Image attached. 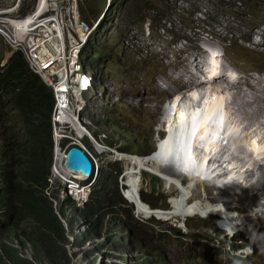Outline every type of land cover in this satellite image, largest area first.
I'll use <instances>...</instances> for the list:
<instances>
[{"label": "clouds", "instance_id": "clouds-1", "mask_svg": "<svg viewBox=\"0 0 264 264\" xmlns=\"http://www.w3.org/2000/svg\"><path fill=\"white\" fill-rule=\"evenodd\" d=\"M3 1L8 4L0 5V14L2 15L5 11L9 16L15 15L20 18L29 15L27 10L31 5L32 12H37L44 5L43 3L46 2V0H33V3H30L27 8L22 9L19 0ZM93 1L99 8L104 7L103 15L109 12L113 4H121L118 0ZM15 3H17V7L11 10ZM99 14L97 15L99 16ZM97 15L92 22L88 23L85 21L91 26V33L79 54V61L82 62L84 73L83 77L79 79L75 90L78 104L70 102L66 96V88L61 82L55 84L54 87L49 85L37 72L31 69L27 59L19 49L11 51V55L17 50L22 53L31 71L36 73L42 82L50 88L53 97L50 113L53 142L50 170L46 174V182L35 184L33 191L50 207V213L55 222V229L49 230L43 226L41 209H30L27 213L19 215L23 211L21 201L23 190L18 188L14 190L12 187L14 182L9 179V170L13 160L9 140H15L20 128H12L0 121V264H60L62 262L65 264H93L96 262L91 260L94 253L98 260L97 264H153V260L148 257L149 250L139 243H133L132 236L138 234V226L135 223H140L137 220L142 221V219H148L152 216L164 221L171 219L162 218L163 215H146L143 211L139 212L137 205L126 197V191L130 188L127 183L128 177L124 178L128 162L125 163L122 160V156H117L115 151H120L123 154L132 153L131 148L120 145V143H123H119L120 140L118 141L112 136V127L114 125H111V113L114 107H111V105L114 102L116 103L114 101L115 96L112 95L114 88L112 87L113 85L107 83L110 82L108 73L102 75L100 70L93 67L90 63L92 57L95 61L99 59L100 65L106 71V66L103 64V55L93 49L92 46L93 34L102 31L104 28L103 19L98 18ZM9 18L12 19V17ZM221 50L222 52L220 51V53H210L213 56L219 54L226 59V50ZM205 85L207 86V91L214 96L213 90H209L211 87L210 81H206ZM99 87L104 90L101 96L97 90ZM192 91L196 92L197 90L192 89ZM92 92L94 93L93 96ZM175 97L176 95L167 94L160 99L163 110L161 116H163V113H171V104L168 101ZM222 98L218 99V103L215 102L212 105H209L206 99H201L191 104L194 107L190 109L198 110L199 113L195 123L189 129V134L186 136L184 143L186 152L184 154L174 157L175 149L173 145H170L169 138L164 136L168 123L163 122L162 117L156 127L154 145L149 150L133 153L140 156H148L150 163L154 164L153 169L146 167L139 169L137 171V179H141V172H144L143 174L149 172L152 174L150 176L154 190H156L154 184H158L160 180H162L160 183H165L167 187L166 193L160 198L162 200L161 204L152 207L143 198L144 193L141 192L143 181L140 184L137 183L136 186L139 184L137 191H139L140 199L146 202L147 206L159 209L158 211L168 210L170 207L168 205L174 199L173 193L175 191L169 190L170 186L179 189L180 195V188L186 190L185 188L188 187L189 192L183 197L186 202L194 199L201 201L200 194H192V192L194 190L197 191L202 185V196H207L206 190L208 188L213 186L215 189L217 188L216 186H223L229 183L227 179L232 174L226 168L223 171L214 172L209 177L199 172L190 158L191 149L196 151V156H203L201 167L203 171L206 168H211L215 163H222L223 161L235 162L237 167H242L245 170L247 166H250L251 170L257 167L259 165L258 162H253L252 160L244 162L233 159L232 152L234 147L239 144L249 148L250 151L252 150L255 159L262 161L260 157L264 156L261 151L264 143L260 138L250 135L246 127L241 126L236 130H232L233 123L239 121L235 120L232 122L235 117L225 105L228 96ZM3 113L4 109L0 106V117ZM216 122H218L219 127L212 129L211 126L215 125ZM19 124L20 122L17 123V125ZM201 125H203L202 128H200ZM158 129H160V135L157 133ZM206 130H212L218 136H221L224 142V151L215 149V146L199 135L200 132ZM167 138L168 141L165 143ZM164 143L167 149H161ZM97 146H102V149L99 150ZM71 147H78L82 150L92 165V170L90 173H85L87 176L85 178H79L73 174L74 171L80 170H74L65 165L67 152ZM56 148L65 154L64 167L61 166L60 170L54 168L53 157L55 158ZM158 153H162V155L159 156ZM95 154L99 156L98 163H96ZM180 157L183 163H179L178 159ZM19 161L25 164L23 156H21ZM121 161L124 162V170L119 166ZM262 162L264 163V161ZM109 170L115 175L114 178L112 173H108ZM19 173L20 169L18 166L17 175ZM195 173L198 176L194 177ZM251 173L249 172L246 176L247 183L246 180H243L244 185L241 189L256 182H264L263 173L260 172L255 178L251 177ZM119 177L125 180L123 184H120V187L124 188H121V194L117 189ZM244 177L245 175L240 176V178ZM107 181L115 184L114 189L118 191L119 196L116 197L119 203L123 205L130 203L133 205L136 219L130 220L129 216L125 218L111 206V204H117L118 201H107L106 204L94 211L92 215L89 214V203L96 197L101 198L103 190H107ZM90 192L91 201L89 202L86 197ZM239 193L240 190L227 193L236 195L234 201L233 199L227 200L223 196L225 193H220L221 196H217L215 202L210 199H204L201 202L205 203L210 209L203 214L201 212L195 214L201 218L211 217V222L220 231L219 234L222 239L229 241L228 246L223 248V252L217 257V260L221 261L222 264H245L252 258H258L254 246V238L259 224L256 218L259 219L264 215V192L255 202L250 203L248 209L245 205L243 207L237 205L236 201ZM112 195L115 194L112 193ZM144 196L146 197L145 194ZM166 201H168V204ZM159 206L162 207L154 208ZM230 212L235 215H230ZM251 218L256 221L257 229L255 230L252 229L251 221L254 219ZM253 230L254 232L251 234ZM45 234H57L61 242L59 241L56 244L49 241L44 236ZM189 234L194 235L193 233Z\"/></svg>", "mask_w": 264, "mask_h": 264}, {"label": "rangeland", "instance_id": "rangeland-1", "mask_svg": "<svg viewBox=\"0 0 264 264\" xmlns=\"http://www.w3.org/2000/svg\"><path fill=\"white\" fill-rule=\"evenodd\" d=\"M31 1L33 0H19V4L25 9ZM118 1L121 2L120 5L113 4L109 12L103 15L104 7L99 8L93 0H80L79 12L82 19L90 23L100 11L97 16L104 21L103 30L95 32L92 36V46L103 55V64L106 66L110 81L107 83L114 88L112 95L115 96L116 103L111 105L114 107L111 113V125H114L112 136L124 144L120 145L131 148L132 153L149 150L154 145L156 127L163 112L160 99L171 90L166 88L164 78L161 80V77L175 71V68L183 67L188 57H195L197 53L200 57L202 51L210 53L220 47L219 52L217 50L212 52L220 53L221 49L226 50L227 58L224 59L222 56V61L218 63L227 64L228 69L224 68L223 72L231 79L240 73L264 75V0ZM1 4L8 3L0 0ZM3 37L0 34V66L7 61L11 51L15 50L9 45L12 42ZM196 45L195 49L193 46ZM248 85L247 82L243 83L242 94L251 96L255 89ZM181 86L185 85L180 84L178 89ZM172 93H175L173 89ZM0 121L4 125L16 128L20 119L13 113L8 117L3 113ZM136 163L139 170L140 163L138 161ZM119 166L124 170L123 161ZM143 173L140 176L143 178L141 192L146 195L148 202L158 203L155 205L158 206L167 187L165 183H160L162 181L160 180L158 184H154L156 189L154 190L150 176L152 174ZM124 181L121 177L117 180L120 194L122 188L120 184ZM106 183L107 190L114 193L115 184L109 181ZM252 186L246 187L253 188ZM202 188L203 185L192 194L199 193L201 201L217 200V193L213 195L212 189L206 190L207 196H202ZM180 189L181 195L179 189L169 187V190L175 191L174 199L168 205L170 206L168 210H165L168 211L166 213L153 209V206H144L146 202L140 199L138 191L139 198L134 200L138 211H143L146 215H163L162 218L171 219L164 221L152 216L142 221L137 220L140 223H135L138 226V234L132 236L133 243H139L149 250L148 257L153 260V264H222L217 257L223 252V248L228 246L229 241L222 239L220 231L211 222V217L201 218L195 215L198 212L205 213L210 207L197 199L185 202L183 197L189 192V188ZM244 189L249 194L252 192L245 187ZM261 191L264 192V188ZM90 195L91 192L86 197L89 202ZM108 198L110 202L118 201L115 195ZM129 198L132 199L131 196ZM253 198L239 195L236 203L239 207L245 205L248 209L250 203L255 200ZM234 199L233 197V201ZM166 203L168 204V201ZM111 206L125 218L129 216L130 220L136 219L132 204L123 205L118 201ZM256 219L259 223L258 229L255 219L251 221V225L252 229H257L254 246L258 258H252L245 264H264V215ZM44 236L56 244L61 242L57 234Z\"/></svg>", "mask_w": 264, "mask_h": 264}, {"label": "bare ground", "instance_id": "bare-ground-1", "mask_svg": "<svg viewBox=\"0 0 264 264\" xmlns=\"http://www.w3.org/2000/svg\"><path fill=\"white\" fill-rule=\"evenodd\" d=\"M43 4L44 6H48L50 4H58L59 10L57 14L53 17H39L36 19L31 18V19H26L23 21L12 20L8 17H3V19L5 22H13L11 33L13 29V33L16 36L15 39L19 37V35L23 32V30L37 31L38 28L41 27L42 28L41 31H44L47 34L49 33L51 37H54L52 39L53 44L54 46L58 48L64 37L66 27L69 26V24L62 22V20L64 19V15H65L64 2L63 0H47V2ZM55 31H56V34H55ZM11 33L10 32L8 33L9 36L11 37V38H8V40L12 42L13 37ZM193 47L195 48L197 47V45ZM205 49H207V47ZM214 50H217V48ZM205 51H202L203 54L201 56L199 55L200 57L197 56L198 53L197 54L195 53L197 57L196 56L188 57L189 59L186 60L183 67L177 68V69L175 68V71L168 72L165 75L163 74L161 77V80L164 78V84H166L165 85L166 88L171 89L168 91L166 89L167 93H169L170 95H176L175 98H172L168 101V103L171 104V109H170L171 113L170 114L163 113V116H162L163 122L168 123L166 127V131H165L166 133L164 136H167L169 138L170 145H173L175 149L174 157H179L180 155L186 152L185 151L186 148L184 147L185 139H186V136L190 132L189 129L195 123L198 117V113H199L198 110L190 109L194 107V105H191V104L194 102H198L201 99H206V102L209 105H212L215 102L218 103V99H221L224 96L225 97L228 96V99L226 100L225 105L227 106L229 112L235 117L232 119V122H234L235 120L239 121V122L233 123L232 130H236L237 128L241 126L246 127L250 135L260 138L261 141L264 143V75L255 76V75H252V73L242 75L240 73V74H237L233 79H231L229 75L223 72L224 68L228 69L227 64L218 63L222 61V56L219 54H216L215 56H213L210 53H207V52L204 53ZM263 72H259V73H263ZM205 77L207 79H205ZM206 81H210L211 87L209 88V90L210 91L213 90L214 96H212V94H210V92L207 91V86L205 85ZM246 82L249 84L248 87L255 89L254 94L252 93L251 96L242 94V91H243L242 85L243 83H246ZM180 84H184L185 86H181V88L178 89L180 87ZM172 89L176 94L172 93ZM192 89H195L200 92H197V91L194 92L192 91ZM217 109H218V106H217ZM213 113H214V110H213ZM202 127L203 125L200 126V128ZM218 127H219L218 122H216L215 125L211 126L212 129H217ZM159 132H160V129L157 130L158 135H160ZM199 135L203 137L207 142L215 146V149L219 151L225 150L224 142L222 141L221 136H218L216 132L212 130L210 131L206 130V131L200 132ZM168 138L165 143H167ZM165 143L161 146V149H167ZM251 145H253V143H251ZM97 147L99 150L102 149V146H97ZM261 151L264 154V147H262ZM115 153L117 156H122V158L133 159L135 163L136 161H138L140 163V169L142 167L148 168V166H149L148 169L154 168V164L150 163L148 156H140V155H136L133 153L123 154L122 152L117 151V150L115 151ZM190 154L193 156L197 155L194 149H191ZM64 155L65 154L61 153V151H59L56 148L55 158H54V168L56 170H60V167L63 166V162L65 161ZM158 155L160 156L162 154L158 153ZM191 155H190V158L195 168L199 172L204 173L208 177L211 176L214 172L223 171L225 168L232 174V176L227 179V182L229 183L224 184L223 186L221 185L216 186L217 188L215 189L213 188V186L212 188L211 187L208 188L209 190L212 189L211 191L213 193H217L216 196L220 197L221 196L220 193L222 194L225 193L223 196L227 200H229V199H233V197L235 198L236 195L234 194L229 195L227 193L231 191L233 192V191L240 190V193H239L240 196L242 197L250 196V198L254 197L255 200L253 198L254 201L252 202H255L257 198L261 195L260 191L264 188V182H256L255 187H253L254 186L253 184H252L253 186L250 185L253 188L245 187L246 189H248V191L249 190L252 191L250 194L247 191H244L245 189H241V188L244 185L243 180H246V183H247L246 176L249 172H252L251 173L252 178H255L260 172L264 174V163L262 162L264 161V156L260 157V160L262 161H258L257 159H255L252 153V150L250 151L249 148L239 144L234 147V150L232 152L233 159L238 160V161H244V162H247L248 160H252L253 162H258L259 165L255 167L254 169H252L253 171L251 170L250 166H247L245 170L242 167L241 168L237 167V163L235 162L229 163L228 161H223L222 163H215L211 168L209 169L206 168V170L203 171L201 168L202 162H203V156L193 157ZM94 156L96 159V163H98L99 156L97 154H95ZM178 161L179 163H183V160L181 157L178 159ZM133 171L134 172L138 171L137 163H136V168ZM73 174L79 178L87 177L86 174L81 171H74ZM125 175L126 173H124V176ZM242 175H245V177L240 178V176ZM196 176H198L197 173H195L194 177ZM141 181L142 180L139 179L136 182V184L137 183L140 184ZM136 184H134L133 186H130V188H128L126 191V197L130 200L129 197L131 196L132 199L130 201H132L133 203H134V200L139 198L138 191H137L139 184L137 186ZM258 189H261V190H258ZM143 205L146 207H150V206H147L146 203H144ZM139 212H142V211H139ZM166 212L168 211H164V213ZM230 215L234 216L235 214L230 212ZM94 254L91 257V260L96 261L93 264H97L98 260Z\"/></svg>", "mask_w": 264, "mask_h": 264}, {"label": "trees", "instance_id": "trees-1", "mask_svg": "<svg viewBox=\"0 0 264 264\" xmlns=\"http://www.w3.org/2000/svg\"><path fill=\"white\" fill-rule=\"evenodd\" d=\"M207 2V1H206ZM100 57V55H98ZM93 67L100 70L102 75H106L105 69L100 65L99 59L90 61ZM53 104L51 90L46 86L40 77L31 71L26 60L20 51H14L7 63L0 66V106L4 109L5 116L12 112L20 119V128L15 140H9L13 160L9 170V179L13 183V189L23 190L22 212L20 216L30 209H41L43 226L49 230L55 229V222L50 207L46 202L38 197L33 191L35 184L46 182V174L50 170L52 160V135L50 124V113ZM23 156L25 164L18 160ZM126 164L125 177H128V185L133 186L138 181L136 163L133 159L122 158ZM20 173L17 175V169ZM108 173H112L111 170ZM113 178L115 175L112 173ZM126 183V185H127ZM101 198L96 197L88 205L89 214L92 215L103 202L108 201L112 196L108 190L104 189ZM115 196H119L114 189ZM143 198L146 201L147 197ZM148 201V200H147ZM152 206L158 203H151ZM17 216V215H16Z\"/></svg>", "mask_w": 264, "mask_h": 264}, {"label": "built area", "instance_id": "built-area-1", "mask_svg": "<svg viewBox=\"0 0 264 264\" xmlns=\"http://www.w3.org/2000/svg\"><path fill=\"white\" fill-rule=\"evenodd\" d=\"M63 2L65 15L62 22L69 24V26L66 27L64 37L58 48L53 44L52 39L54 37L41 31V27L37 31L23 30L19 37L15 39L16 36L13 33V29L11 33L13 22H5L3 19V17H12V20L23 21L31 18L53 17L59 10L58 4L43 5L37 12H32L31 5L27 10L29 15L24 18L15 15L9 16L4 11L2 15L0 14V34L5 37H3L5 40L11 42L8 40V38H11L8 34L10 32L13 39L9 45L14 49H19L24 54L31 69L53 87L61 82L66 88V96L70 102L78 104L75 90L79 79L83 77L84 73L82 62L79 61V54L91 33V26L80 17V0H63ZM16 7L17 3L11 7V10ZM97 90L100 96L104 92L102 87ZM93 94L92 92V96Z\"/></svg>", "mask_w": 264, "mask_h": 264}, {"label": "water", "instance_id": "water-1", "mask_svg": "<svg viewBox=\"0 0 264 264\" xmlns=\"http://www.w3.org/2000/svg\"><path fill=\"white\" fill-rule=\"evenodd\" d=\"M65 165L74 170L90 173L92 165L87 156L78 147H71L67 152Z\"/></svg>", "mask_w": 264, "mask_h": 264}]
</instances>
